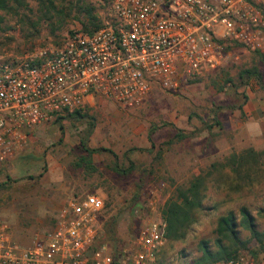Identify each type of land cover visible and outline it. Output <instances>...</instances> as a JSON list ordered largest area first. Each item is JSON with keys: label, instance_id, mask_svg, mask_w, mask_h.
I'll list each match as a JSON object with an SVG mask.
<instances>
[{"label": "rangeland", "instance_id": "1", "mask_svg": "<svg viewBox=\"0 0 264 264\" xmlns=\"http://www.w3.org/2000/svg\"><path fill=\"white\" fill-rule=\"evenodd\" d=\"M87 1L103 21L106 1ZM26 3L31 10L22 8L20 15L0 10V59L62 42L71 30L81 29L83 17L76 12L53 34L48 22L56 20L54 15L34 29L29 21L43 8L37 0ZM251 66L264 82V63L255 50L227 45L218 65L181 80L176 89H153L135 108L96 97L80 109L81 116L64 114L36 127L14 157L0 163V219L12 238L29 243L35 232L51 227L69 197L95 192L105 203L103 232L116 220L111 246H128L139 226L163 221L164 204L178 186H187L195 175L206 174L212 163L226 162L233 153L250 147L264 150V91L254 77L238 75ZM83 142L97 150L89 154ZM130 163L128 173L115 169ZM203 205L183 240H166V256L188 264L200 256L202 240L215 250L218 216L232 209L239 218L242 205L255 216L257 228L264 229V215L258 212L264 206V179L241 192L209 182ZM238 234L249 241L239 253L253 264H264L263 249L249 230L238 226Z\"/></svg>", "mask_w": 264, "mask_h": 264}, {"label": "built area", "instance_id": "2", "mask_svg": "<svg viewBox=\"0 0 264 264\" xmlns=\"http://www.w3.org/2000/svg\"><path fill=\"white\" fill-rule=\"evenodd\" d=\"M105 1L103 24L92 33L74 30L62 42L0 59V163L36 127L96 97L135 108L153 89H176L218 65L227 45L264 52V0ZM104 207L95 192L73 195L27 244L0 219V264H183L162 258V220L139 226L128 246L112 247ZM207 264L253 262L239 253Z\"/></svg>", "mask_w": 264, "mask_h": 264}, {"label": "trees", "instance_id": "3", "mask_svg": "<svg viewBox=\"0 0 264 264\" xmlns=\"http://www.w3.org/2000/svg\"><path fill=\"white\" fill-rule=\"evenodd\" d=\"M37 2L43 10L40 11V15L36 17V20L30 19L29 21L30 26L34 29L43 20L49 21L55 16L56 20L54 22H48L49 30L53 34L63 27L66 17L74 12L83 17V19H80L82 25L80 30L83 32L92 33L103 24L95 11V7L87 0H37ZM22 8L28 11L31 10L26 0H0V10L6 13L20 15V9ZM2 22L3 15L0 14V25ZM73 32L74 30H71L69 33ZM255 52L259 55L261 62L264 63V52L260 50H255ZM238 75L241 79L254 77L264 91L262 75L256 66L241 69ZM67 115L81 116V113L80 110H74ZM62 117L60 115L56 119ZM176 136L183 137L181 134H176ZM83 146L89 154L97 150L96 148H89L85 142H83ZM263 164L264 150L257 151L250 147L241 153L229 155L226 162L212 163L210 165L211 169L206 174L195 175L187 186H178L174 197L165 202L162 210L163 221L166 226V239L168 241H178L186 237L191 224L197 219V211L204 209L203 198L209 182H214L218 188H223L227 192H241L244 189H252L255 185L261 184L264 179ZM132 165L130 163L128 168L119 170L116 167L115 169L122 173H128L133 168ZM258 212L264 215V206ZM238 226L249 230L251 237L257 240L264 253V229L257 228L255 216L246 206L242 205L239 208V218L232 209H228L218 216L215 227L216 249H210L207 242L202 240L200 256L194 258L188 264H207L217 259L237 255L239 249L246 247L249 242L240 237ZM104 227L105 239L111 244L117 232L116 220L113 219ZM162 254L164 259V252Z\"/></svg>", "mask_w": 264, "mask_h": 264}]
</instances>
